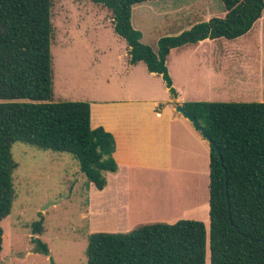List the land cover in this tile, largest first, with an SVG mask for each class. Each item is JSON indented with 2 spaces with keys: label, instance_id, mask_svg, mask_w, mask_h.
I'll return each instance as SVG.
<instances>
[{
  "label": "trees",
  "instance_id": "trees-1",
  "mask_svg": "<svg viewBox=\"0 0 264 264\" xmlns=\"http://www.w3.org/2000/svg\"><path fill=\"white\" fill-rule=\"evenodd\" d=\"M112 12L113 29L129 47V63L144 62L162 75L176 97L167 67L171 50L211 38L237 39L262 16L264 0H222L225 15L201 21L157 49L142 42L132 10L150 0H91ZM53 0H0V250L1 222L12 212L18 167L13 144L66 152L102 190L117 172L116 140L90 125L88 101H53ZM185 110L210 137V226L182 219L151 223L129 232H93L88 264H264V102L188 101ZM212 142L217 145L216 151ZM36 252L48 255L40 236L44 217L31 224Z\"/></svg>",
  "mask_w": 264,
  "mask_h": 264
},
{
  "label": "rangeland",
  "instance_id": "rangeland-1",
  "mask_svg": "<svg viewBox=\"0 0 264 264\" xmlns=\"http://www.w3.org/2000/svg\"><path fill=\"white\" fill-rule=\"evenodd\" d=\"M224 14L222 0H150L133 7L132 23L142 32V42L155 48L162 36L178 35L201 21ZM112 20L109 9L91 0H53V101H84L93 93L106 98L118 95L116 70H124L129 62V47L115 33ZM259 26L255 23L244 37L221 41L222 50L232 48L228 73L233 87L216 96L215 101L264 98V92L260 94L255 86L242 82L251 74L245 64L246 50L249 59L256 57ZM260 35L264 43L262 32ZM12 153L18 163L13 173L16 198L11 214L1 222L4 234L0 264H88L86 250L93 232L83 214L89 193L87 178L77 160L66 152L43 150L21 142L13 144ZM160 180L166 185V179ZM172 180H168L171 185ZM147 182L135 205L153 212L158 205L147 201L146 194L148 188L155 190L159 185L153 177ZM59 198L61 202L41 211L43 205ZM41 215L45 232L40 238L49 246L48 255L36 252L31 241L38 236L32 234L31 224ZM112 229L104 232H114ZM207 256L210 264L209 250Z\"/></svg>",
  "mask_w": 264,
  "mask_h": 264
},
{
  "label": "crops",
  "instance_id": "crops-1",
  "mask_svg": "<svg viewBox=\"0 0 264 264\" xmlns=\"http://www.w3.org/2000/svg\"><path fill=\"white\" fill-rule=\"evenodd\" d=\"M263 16L256 21L260 25L256 57L249 59L246 50L245 64L251 74L242 80L259 89L260 94L264 92ZM223 39L207 38L171 50L167 67L176 97L170 95L162 75L149 72L144 62H127L124 70H116L118 95L106 98L93 93L84 100L91 106V127H103L114 135L118 164L117 172L106 173L104 189L88 185L83 218L92 232L109 228L129 232L145 224H173L182 219L200 220L210 226L211 143L176 107L188 101H215L216 96L233 87L228 73L232 48L222 50ZM262 101L264 98L246 102ZM152 177L159 186L150 191L148 188L146 197L158 205L157 210L137 209L138 194ZM160 179H166V185Z\"/></svg>",
  "mask_w": 264,
  "mask_h": 264
},
{
  "label": "water",
  "instance_id": "water-1",
  "mask_svg": "<svg viewBox=\"0 0 264 264\" xmlns=\"http://www.w3.org/2000/svg\"><path fill=\"white\" fill-rule=\"evenodd\" d=\"M176 110L180 113H182L186 118H188L194 125V127L196 128V130L200 131L202 133V135L207 138L208 140H210V137L208 136L207 134V131H206V128L202 125L199 124L198 120L193 117L191 114H189L185 108L183 107V105H177L176 107ZM212 145L214 146V148L216 149V151L218 152V154L220 153V150L219 148L217 147L216 144H214L212 142ZM63 198V197H62ZM62 198H59L57 200H54V201H50L48 203H46L45 205H43V207L41 208V211H44L46 210L47 208H49L50 205H56L58 204L59 202L62 201Z\"/></svg>",
  "mask_w": 264,
  "mask_h": 264
},
{
  "label": "bare ground",
  "instance_id": "bare-ground-1",
  "mask_svg": "<svg viewBox=\"0 0 264 264\" xmlns=\"http://www.w3.org/2000/svg\"><path fill=\"white\" fill-rule=\"evenodd\" d=\"M147 201H149V200H147ZM147 201L145 200V204H146V205H147ZM143 204H144V203H143ZM143 204H142V205H143ZM149 205H151V202H150ZM149 205H148V206H149ZM152 205H153V204H152ZM138 207H139V206H138ZM146 207H147V206H146Z\"/></svg>",
  "mask_w": 264,
  "mask_h": 264
}]
</instances>
